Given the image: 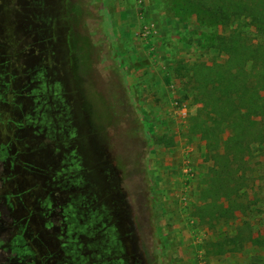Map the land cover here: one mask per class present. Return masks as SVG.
<instances>
[{"label": "rangeland", "instance_id": "1", "mask_svg": "<svg viewBox=\"0 0 264 264\" xmlns=\"http://www.w3.org/2000/svg\"><path fill=\"white\" fill-rule=\"evenodd\" d=\"M12 2L0 0V264H264V246L246 243L220 257L203 247L244 220L264 236V143L249 158L239 197L246 212L200 219L213 159L189 132L198 105L183 98L177 77L185 65L223 62L220 38L231 25L193 0H91V43L80 41L75 60L77 67L86 48L90 63L79 81L67 50L38 23L51 13L47 0L20 1L19 46ZM241 28L262 39L249 20ZM115 82L126 99L117 114ZM129 105L148 140L142 208L127 174ZM183 105L187 117L176 112ZM163 134L176 148L157 141ZM184 143L197 175L187 202L179 197Z\"/></svg>", "mask_w": 264, "mask_h": 264}, {"label": "trees", "instance_id": "2", "mask_svg": "<svg viewBox=\"0 0 264 264\" xmlns=\"http://www.w3.org/2000/svg\"><path fill=\"white\" fill-rule=\"evenodd\" d=\"M12 1L16 25L14 43L19 46L26 37L21 28L24 9L21 0ZM193 1L218 15L227 26L231 25L230 33L220 38V48L226 55L223 62L185 65L178 70L177 76L185 79L183 98H190L193 104L198 105L195 114L189 118V132L200 136L213 159L205 198L198 212L200 219L206 220L208 215V223H212L213 220H227L237 211L246 212V206L239 197L246 185L249 158L253 154V146L264 143V0ZM2 5L7 8V3ZM45 7L51 8L46 19L38 21L32 18V22L40 24L44 21L50 41L54 40V45L67 50L73 61L72 72L80 81L79 71L90 63L86 59L90 53L84 48L86 53L76 67V51L80 50V41L91 43L89 19L96 18L91 0H47ZM244 19L256 27L262 37L260 41L251 40L241 28ZM121 88L119 82L109 88L114 101L110 109L114 114L122 110L126 101L124 86ZM127 108L131 113L127 125L130 156L127 174L133 180L135 199L142 208L147 201V170L143 160L147 155L148 140L140 132V117L135 115L130 105ZM157 141L174 145L173 136L168 134H163ZM246 243L264 246V236L256 235L248 220H244L235 234L208 238L203 247L206 256L220 257L240 250Z\"/></svg>", "mask_w": 264, "mask_h": 264}, {"label": "built area", "instance_id": "3", "mask_svg": "<svg viewBox=\"0 0 264 264\" xmlns=\"http://www.w3.org/2000/svg\"><path fill=\"white\" fill-rule=\"evenodd\" d=\"M176 112L178 113L179 116L184 115V117H187L188 108L186 105H183L182 107H178ZM182 170H183L182 172L184 176L182 180L183 181V192L179 195V197H180L181 202H187L188 196L186 192L189 191L188 189L191 188V182L193 181V179L197 177L195 173V168H193L192 158L187 156V158L184 159Z\"/></svg>", "mask_w": 264, "mask_h": 264}, {"label": "crops", "instance_id": "4", "mask_svg": "<svg viewBox=\"0 0 264 264\" xmlns=\"http://www.w3.org/2000/svg\"><path fill=\"white\" fill-rule=\"evenodd\" d=\"M84 115H85V113H84V110H83V116ZM175 133H177V132H175ZM167 147H169L170 149L176 148V143L174 145H171V146L168 145ZM192 149H193V147H190L189 145H186L185 143H184L183 147L181 148V151H183L182 158H181V161H182V163H181V176H179V181L181 182V184H182V180H183V177H184L183 176V172H182L183 171L182 170L183 161H184L185 158H187V156L192 158V156H190L193 153Z\"/></svg>", "mask_w": 264, "mask_h": 264}]
</instances>
